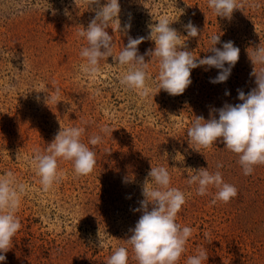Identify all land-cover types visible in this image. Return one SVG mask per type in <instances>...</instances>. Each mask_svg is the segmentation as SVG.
Here are the masks:
<instances>
[{"label":"rangeland","instance_id":"obj_1","mask_svg":"<svg viewBox=\"0 0 264 264\" xmlns=\"http://www.w3.org/2000/svg\"><path fill=\"white\" fill-rule=\"evenodd\" d=\"M238 2L243 7L228 20L216 17L207 0H119L121 31L116 25L107 29L114 56L129 37H148V25L161 18L173 22L182 37L189 21L198 28L197 37L181 41L194 58L213 55L210 37L216 34L217 48L232 41L240 49L224 83H211L219 70L201 66L192 70V83L182 95L161 90L142 97L119 84L126 69L112 57L100 61L94 77L83 74L80 51L87 41L78 33L94 17L95 5L0 0V175L11 171L26 187L16 213L21 228L2 264H106L119 247L128 249V264H137L124 241L142 214L135 209L151 166L166 167L170 186L185 193L176 222L192 233L179 264L205 248L204 264H264V165L246 176L238 156L222 143L197 152L186 135L195 117L218 118L215 109L241 103L238 90L247 94L256 87L248 50L264 45V0ZM126 23L131 28L125 32ZM154 47L145 39L138 53ZM145 62L147 84L155 89L158 61L145 55ZM73 126L84 129L85 144L93 135L103 136L98 145H89L96 153L95 167L77 177L71 162L58 160L59 180L43 191L33 156L44 153L61 128ZM102 128L109 131L101 133ZM200 168L220 171L237 196L213 204L215 188L197 195L196 186L187 183V169Z\"/></svg>","mask_w":264,"mask_h":264},{"label":"clouds","instance_id":"obj_2","mask_svg":"<svg viewBox=\"0 0 264 264\" xmlns=\"http://www.w3.org/2000/svg\"><path fill=\"white\" fill-rule=\"evenodd\" d=\"M89 8L95 5L94 17L87 28L78 33L86 39L87 46L80 51L85 63L81 65L83 74L94 77L99 71L100 61L112 57L114 62L125 72L119 84L126 90L138 92L140 96L147 97L153 91L161 90L171 96L182 95L191 85V72L201 66L205 70L216 68L218 75L211 79L213 84L224 83L231 75V71L238 62L240 49L232 41L223 42L221 48L220 35L210 37V52L213 55L202 59L194 58L193 52L185 49L187 38H195L199 30L191 21L185 25L187 37H182L178 31L171 27L173 22L161 18L158 23L149 24L148 37L128 38L118 55H113V36L107 29L116 25L121 31L119 19L121 7L119 0H85ZM209 9L216 17L231 20L233 12L240 10L243 4L238 0H207ZM131 28L130 23L124 25L123 31ZM112 29V28H111ZM145 39L154 42V49L148 50L145 55L158 61L159 71L155 78V89L147 84L149 63L145 62V55L138 53V46ZM185 49V50H182ZM254 70L255 85L247 94L238 90V99L241 103L235 105L225 104L215 109L218 118L212 115L207 121L202 116L195 117L192 126L187 130L189 144L195 145L196 151L208 149L218 141L224 149L238 156V164L244 175H251L256 166L264 165V45H258L248 50ZM227 65V67H226ZM257 66L259 69L257 70ZM57 89V93H58ZM225 95H229L226 91ZM51 98L46 100V103ZM109 129L102 128L101 133ZM84 129L80 127L61 128L53 141L47 146L44 153L37 151L31 161L35 174L43 191H48L58 182V160L71 162L74 175L85 176L90 174L96 164V153L91 146L102 142L101 134L93 135L88 143L81 141ZM20 154L17 155V159ZM222 165L217 164V168ZM191 175L187 177L188 185L196 186V194L204 196L210 188H215L212 203H229L237 196L234 185L224 182L220 171L210 172L205 168L187 169ZM143 188V199L139 201L140 207L136 212L142 213L126 244L131 246L137 264H179L185 245L191 236L190 227H181L176 217L186 203L185 193L176 187H171V176L164 166L152 167L148 173ZM26 192L24 184L19 183L11 171L0 175V264L6 260L4 253L11 247L13 238L21 228L16 215L21 198ZM129 253L125 247L117 248L107 259L106 264H128ZM208 259L207 249H201L197 254L187 257L185 264H204Z\"/></svg>","mask_w":264,"mask_h":264}]
</instances>
